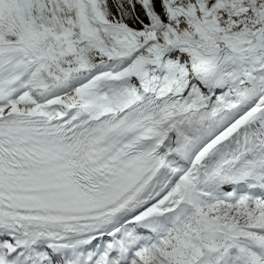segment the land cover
Returning <instances> with one entry per match:
<instances>
[{"label":"snow or ice","instance_id":"6c2138e0","mask_svg":"<svg viewBox=\"0 0 264 264\" xmlns=\"http://www.w3.org/2000/svg\"><path fill=\"white\" fill-rule=\"evenodd\" d=\"M0 264H264V0H0Z\"/></svg>","mask_w":264,"mask_h":264}]
</instances>
